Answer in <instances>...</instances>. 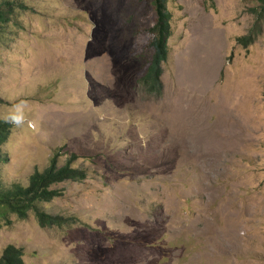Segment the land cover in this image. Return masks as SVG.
I'll return each mask as SVG.
<instances>
[{"label":"rangeland","instance_id":"1","mask_svg":"<svg viewBox=\"0 0 264 264\" xmlns=\"http://www.w3.org/2000/svg\"><path fill=\"white\" fill-rule=\"evenodd\" d=\"M4 0H0L2 2ZM0 23V119L26 102L1 147L0 184L28 186L54 152L84 182L55 186L41 210L0 222V257L25 264H264V21L255 0H170L162 98L137 83L138 27L152 0H9ZM260 8V9H259Z\"/></svg>","mask_w":264,"mask_h":264},{"label":"trees","instance_id":"2","mask_svg":"<svg viewBox=\"0 0 264 264\" xmlns=\"http://www.w3.org/2000/svg\"><path fill=\"white\" fill-rule=\"evenodd\" d=\"M170 0H152L155 23L148 27H138L135 32V50L137 56L143 57L146 63L139 72L137 83L149 95L162 98L164 84L162 81L163 64L169 58V40L172 37V14L168 9ZM264 10V0H255ZM27 8L23 3H13L9 0L0 2V23L8 20V15L16 7ZM259 8V9H260ZM255 25L249 32L236 39L241 47L248 48L255 44L263 32L264 14L258 13ZM1 27V26H0ZM0 102L4 100L0 97ZM13 125L0 119V159L1 147L11 135ZM62 149V148H61ZM61 149L54 152L49 166L44 171H35L29 179L28 186L14 185L11 188L0 184V222L5 220L11 224L9 216L15 215L19 220H26L31 212H34L39 225L43 229L71 228L76 224L73 218H65L60 215H52L39 207L41 204L50 203L61 196V192L55 186L65 182H84L88 179V172L74 167L78 157L72 154L63 166H59ZM24 252L21 248L9 245L0 257V264H25Z\"/></svg>","mask_w":264,"mask_h":264},{"label":"clouds","instance_id":"3","mask_svg":"<svg viewBox=\"0 0 264 264\" xmlns=\"http://www.w3.org/2000/svg\"><path fill=\"white\" fill-rule=\"evenodd\" d=\"M25 107L26 102L20 101L12 106V109L9 111L7 115L3 117L4 122L11 124L15 127H20L25 123Z\"/></svg>","mask_w":264,"mask_h":264}]
</instances>
